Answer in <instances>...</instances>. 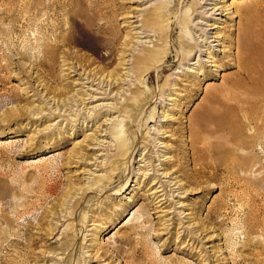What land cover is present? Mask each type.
<instances>
[{"label":"rangeland","instance_id":"374dc122","mask_svg":"<svg viewBox=\"0 0 264 264\" xmlns=\"http://www.w3.org/2000/svg\"><path fill=\"white\" fill-rule=\"evenodd\" d=\"M194 1L99 3L100 13L92 19L99 25L96 37L60 47L73 61L58 55L48 68L38 62V24L50 20L65 28L66 7L82 6L0 0V264H264V133L255 135L239 119L221 131L209 123L198 129L209 149L198 158L192 156L188 132L190 118H203L209 94H220L230 80L243 83L233 55L236 29L245 16L235 8L264 0H198L195 7ZM161 3L172 7V14L155 25L166 40L161 56H177H160L167 65L162 71L148 64L150 74L142 72L139 82L140 72L118 66L119 57L133 33L127 60L152 47L153 31L135 28L141 25L136 18ZM215 3L227 7L222 15L211 11ZM190 5L195 10L186 27ZM182 40L196 47L185 61L179 59L187 50ZM67 61L81 63L82 69L68 71ZM125 68V82L113 87L82 75L83 69L106 75L123 74ZM30 85L36 92L27 89ZM71 95L74 101H67ZM133 95L141 99L138 108L124 113ZM254 106V117L264 115L261 104ZM112 128H121V136H112ZM118 139L127 141L132 161L117 158L112 187L95 198L85 195L75 219L69 211L60 214L70 185L87 187L94 177H107L101 163L115 159ZM126 171L119 191L115 187ZM159 180L166 187L161 201L154 194ZM50 186L55 187L51 196ZM5 230L9 236L3 240Z\"/></svg>","mask_w":264,"mask_h":264},{"label":"bare ground","instance_id":"6f19581e","mask_svg":"<svg viewBox=\"0 0 264 264\" xmlns=\"http://www.w3.org/2000/svg\"><path fill=\"white\" fill-rule=\"evenodd\" d=\"M76 1L79 3H77ZM109 1L110 0H88V1H85V0H62V2H61L62 6L66 7V6L72 5V4H74V2H76V4H80V6H82V8L80 9L78 6V8H68L67 9V7H66L65 14L68 13L69 19L65 23V24H67L65 28L64 27L62 28L60 26L61 24H58L55 21H54L55 23H53L50 20H44L43 22L38 24V26H37V30H38L37 36L38 37L36 38V45L40 46V48L42 49V52H41L42 58H39V61H38L40 63V65H42L44 67L48 66V68H49L54 63V61L58 55H63V57L66 58V60L70 59L71 61H73V59L68 58L69 56H67V54H65L63 51H60L59 48L62 46H70L71 44L72 45L78 44L80 39L85 37V36L97 35L98 31H99V25H97L96 20H92V19L94 17L98 16L100 13L101 9H100L99 3L106 2V6H107L109 4L108 3ZM135 1H137V0H135ZM58 2H60V1H58ZM141 2L142 1H140L139 3H141ZM194 2H195L194 3V7H195V5H197L199 3V1L196 0ZM163 4L164 3H161V5H156L154 7H149L148 9H146L142 12V15H140L141 19L136 18V20H138L141 25L137 26L135 28H139L141 30L153 31L155 41H152V40L150 41V42H152V47L148 48V49H143L141 51V53H139V54H136V55L132 54L130 56V59L127 60L125 58L127 56L126 50H130L131 45L129 44V42H132L131 39H134L133 38L134 33H133L131 35L132 37H128L126 44H124L123 51L121 52V57H119L120 59H119L118 66L129 65L130 68L132 69V71L135 72V69H137L136 72L137 71H138V73L140 72L138 74L139 82L142 81L140 79L141 76L143 75L142 72H145V75L150 74V73H148V69H149L148 68L149 66H147L148 64L151 66L157 65V68H155L156 71H158V70L162 71V70L167 68L166 67L167 65L162 64L161 60L162 59L166 60V58H171V57L177 56V52H175L174 55L170 54L169 52L168 53L166 52V54L163 53V55H162V56H164V58H162V56H161L162 49L164 50L166 48V40L163 39L160 35H158V33H157L158 31H157L155 25L158 23L159 19H163L164 17H165V19L168 18L170 16L169 14L172 11V7H168L167 4H164V5ZM216 4L217 3H215L213 5V7L211 8L212 9L211 11H214V12L220 11L218 14L222 15V12L224 10H226L227 7L225 5H223L222 7H220V6L217 7ZM48 6H49V4H48ZM83 6L85 9L83 8ZM106 6H104V8H106ZM111 6H113V3H111ZM191 7H193V6L190 5L191 13L190 14L185 13V17L183 18V21L185 20L183 22V25L186 27L189 26L188 22L190 20H192V19L189 20V18L192 15V12L195 10L194 8H191ZM44 9H46V8H44ZM63 9H64V7H63ZM49 11H51V10H49ZM61 11H63V10H61ZM235 11L241 12L245 16L243 21L241 20L242 24L238 25V27L236 29L237 37L235 39V53L233 55L234 56L233 61L235 63H237V65L239 66L238 69L242 70V72H241V70H240V72L243 74L242 77L244 78V80H243L242 84H234V85L232 84V82L230 80V85H228V86L223 85L220 88V90L218 89L220 91V94H217V93L209 94L206 97V102L208 103V105H206L203 109L205 112L203 118H202V116L201 117L198 116V118L194 117L193 119L190 118L188 120V123H189L188 124V132L192 137L190 150H191L193 157H198L197 154L207 153L209 150L206 147L207 145L205 146V142H206L205 138L203 136H200V134H199L201 129L198 130L200 127H203V126L205 127L209 123H212V124L215 123V125H217V127L216 126L215 127L219 128V130H220L222 128H225V124L228 123L229 120L232 121V119L233 120L239 119L243 123H248L250 125V128H251L250 130H252L255 135L261 134L262 132L264 133V115H259L258 117H254V114L257 113V112L255 113V106L254 105L255 104H261L262 107H264V2H263V4H257L254 6H245V7L235 8ZM252 14H256V16H254ZM46 16H48V15H46ZM174 18H175V16H174ZM169 20H170V18H169ZM168 37H169V35L166 38L169 39ZM217 37L218 36H214V38H215L214 40H218ZM51 38H53V41H51ZM223 41H226V40H223ZM180 44L187 47V50L184 49V50H186V54L183 56H179L180 60L185 61V58L189 55V51L190 50L192 51V48H194V45L190 44L189 41H186V40H182L180 42ZM132 48L135 49L134 46ZM208 54L213 55L212 52H208ZM160 56L162 59H160ZM214 57H215V54L213 55V58ZM216 61H217V59H215V58L212 60L213 63ZM77 63H78V65H77ZM77 63L72 62L70 64V62L67 61V65H71L67 70L68 71H71V70L75 71V70H77L78 67H79V69H82L81 68L82 64L79 62H77ZM139 67L143 68L144 70H140ZM198 69L200 70V68H198ZM74 71H71V72L76 74ZM118 73L114 74L112 72V73H107L106 75H102V74L97 75V73H96V75H94L91 73V71L87 72L85 69H83L82 75L86 76V80H91L90 83H94L93 82L94 80H98L99 85L106 84V86H108V87H110V86L113 87L115 85L120 84V81L125 82V80H126L125 77L129 74L128 69H126L125 73H123V74H120V73L118 74ZM78 77L81 78L82 76L79 75ZM149 77H151V76H149ZM233 82L238 83V80L236 79V82L235 81H233ZM239 83H240V81H239ZM38 86H40V84H38ZM29 88L32 91L36 92L35 89L34 90L32 89L33 88L32 85L27 87V89H29ZM73 97L71 95L70 97H67L66 100L72 101L73 99H75ZM137 98L140 99V97H135V96L128 99L129 101H131V104L128 103V105H126L127 107L124 108V111H123L124 113H126L128 111L130 112L132 110L134 111L135 109L138 108V106L136 105V103L138 101ZM140 101H141V99H140ZM64 102L65 101H62L61 106L59 108H62L65 106L63 104ZM80 103H82V102L80 101ZM216 104H219V107H217ZM139 107H142V105ZM256 107H258V106H256ZM259 107H261V106L259 105ZM56 108H57V106H56ZM202 111L200 113H202ZM205 114H207V117L205 116ZM153 115H155V113H153L151 116H153ZM234 125L237 126L236 123H234ZM206 127L208 128V126H206ZM122 132L123 131L121 130V128L120 129L112 128L110 131V134L112 136H117V138H118L119 136H121ZM163 133H165V132L163 131ZM118 140H119V142L117 143V145H115L116 154L113 155V158H115V159L109 160V161L107 160L106 162L104 161L105 163H101L102 166L104 167L103 171L105 172V174H107V177H105V178L104 177H94L90 182L86 183L87 187L82 186V187L74 188L73 185H70L68 190L66 191L67 192L66 196L64 195L65 198L59 203L60 214L61 213L66 214V212L69 211L68 215L72 218L76 208L78 207L77 205L80 203L81 199L85 195L87 196V194L88 195L91 194V197H93L94 195H98V194L102 193L101 191L108 189L109 186L112 185L111 183H109L112 179V175H110L111 174L110 172L113 170L112 168L115 165L117 158H119L121 156L124 157V155H125L128 158H130V161H132L131 160L132 155H131V153H129L130 148L127 147V141L124 139L123 140L118 139ZM95 141H97V139ZM111 158H112V156H111ZM198 158H200V157H198ZM144 167H145L144 172H146L147 167L146 166H144ZM150 167H153V166L150 165ZM100 170H102V169H100ZM152 170L155 171L154 167L152 168ZM163 170H165V169L163 168ZM91 174H93V173H91ZM144 175L145 174L142 173L141 176H144ZM165 176H167V175H165ZM171 176H173V175L171 174L168 178H171ZM127 177H128L127 171H126V173L124 172V175L120 176L118 184L115 187L117 190L120 191V189L126 184ZM172 180L174 181V184H176V183L179 184L177 177L172 178ZM159 183H160V186L158 188H155V190H154L155 196L158 195L156 197V199L161 197V195H159L160 192H163V191L165 192V190H166L165 185H163L160 182V180L158 181L157 184H159ZM136 184H138V183H136ZM54 188L55 187H51V186L49 187L48 192H49L50 196L55 193L54 191H53L54 192L53 194L51 193L52 190H54ZM160 188H163V189L160 190ZM179 189L183 190V188H181V185L179 186ZM76 194L80 195L79 198H77ZM165 196H167V195H165ZM91 197H89V198H91ZM94 198H95V196H94ZM159 201H161V198ZM65 214H64V216H65ZM42 216L40 217V219L42 218ZM109 217H111V216H109ZM107 219H109V218L107 217ZM111 220L113 222V218H111ZM5 221L8 223L7 219H5ZM2 236H3V240L6 237H8L9 236L8 231H6V230L3 231ZM27 242L29 243V242H31V240L28 239ZM66 244H67V241H63L60 243V245H61L60 251H62V252L64 251V247H66ZM62 252H60V254H62ZM54 254H55V256H57L56 255L57 253H54Z\"/></svg>","mask_w":264,"mask_h":264}]
</instances>
